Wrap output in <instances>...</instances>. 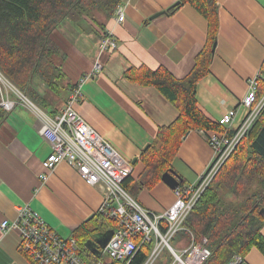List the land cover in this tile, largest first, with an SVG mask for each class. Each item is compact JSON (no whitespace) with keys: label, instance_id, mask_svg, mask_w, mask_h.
Returning a JSON list of instances; mask_svg holds the SVG:
<instances>
[{"label":"crops","instance_id":"crops-1","mask_svg":"<svg viewBox=\"0 0 264 264\" xmlns=\"http://www.w3.org/2000/svg\"><path fill=\"white\" fill-rule=\"evenodd\" d=\"M176 0H122L124 21L115 17L104 24L117 47L98 52L100 35L88 17L63 21L50 38L60 51L58 64L64 74L59 94L42 89L48 114H57L72 88L81 83V99L74 110L128 163L130 179L136 181L144 166L143 149L155 139L157 129L171 124L178 113L155 89L132 85L122 77L129 67L167 69L182 78L191 69L195 55L206 42L207 23L191 6L165 13ZM219 31L209 74L197 85L200 111L217 123L229 109H236L230 129L243 120L246 111L239 103L248 81L259 76L264 61V0H216ZM157 15V16H156ZM80 20L76 23V20ZM75 29V33H68ZM89 34L90 39L86 37ZM98 59L102 70L91 75ZM90 76V77H89ZM49 143L35 131V117L22 106L7 113L0 122V223L15 217V208L29 205L42 220L64 236L97 213L101 190L87 185L62 163L42 182L41 163L50 154ZM213 150L204 131L189 132L172 161V170L184 185L195 184L212 163ZM132 163V161H134ZM147 210L160 213L175 201L173 191L162 182L135 194ZM264 237V225L261 229ZM17 230H0V264H28L19 249ZM177 247L182 243L177 241ZM242 264H264L255 248Z\"/></svg>","mask_w":264,"mask_h":264},{"label":"trees","instance_id":"trees-1","mask_svg":"<svg viewBox=\"0 0 264 264\" xmlns=\"http://www.w3.org/2000/svg\"><path fill=\"white\" fill-rule=\"evenodd\" d=\"M121 1L0 0V72L29 100L46 111L48 103L38 85L59 94L64 89L65 80L57 62L60 51L51 40V34L71 16L72 11H78V16L88 17L94 23L97 35L102 36L104 24L101 21L111 19ZM183 5L191 6L207 23L206 42L195 55L189 72L176 78L163 67L150 70L140 66L129 67L122 75L132 85L155 89L178 113L171 124L157 129L155 139L140 155L144 170L138 179L134 181L129 177L123 183L124 190L134 199L141 189H151L160 183L166 172L178 178L179 186L184 185L172 170V161L189 132L224 133L229 138L234 135L233 130L210 121L200 111L196 100L197 85L209 74L219 31L216 0H176L165 13L173 14ZM263 99L264 61L259 70L256 104ZM6 115L7 112L0 108V122ZM263 225L264 104L251 129L219 167L183 226L190 230L196 243H203L206 239L210 251L206 264H227L233 256H245L253 248L264 256ZM115 228V220L95 213L74 229L70 237L75 241L79 255L89 261L100 257V248L94 244L96 240L112 233ZM183 233L173 238L171 247L177 248V241L183 246L190 242V235ZM136 241L139 243V239ZM151 251V243L142 244L132 253L127 264H144ZM22 255L28 264H35ZM171 260V254L164 249L153 264H170ZM110 264L124 263L113 261Z\"/></svg>","mask_w":264,"mask_h":264},{"label":"built area","instance_id":"built-area-1","mask_svg":"<svg viewBox=\"0 0 264 264\" xmlns=\"http://www.w3.org/2000/svg\"><path fill=\"white\" fill-rule=\"evenodd\" d=\"M118 24L124 21V6L118 5L114 13ZM117 47L111 34L104 32L100 38L98 52L113 51ZM91 75L102 70L98 59L93 64ZM90 77V76H89ZM256 76L248 81V89L239 106L246 113L242 122L233 129L229 138L224 133L208 132L206 140L213 150V160L195 184L179 186L173 190L174 203L160 213L144 209L123 188L130 177L131 164L125 161L73 108L81 99L77 83L70 91L65 106L55 115H49L28 99L0 72V108L9 113L22 106L35 117V131L46 140L51 152L41 163L45 182L56 167L65 163L73 168L89 186L101 190V203L97 213L117 223L99 258L85 261L70 236H64L50 228L29 205L15 208L13 220H3L0 230L4 233L17 230L20 235V252L35 264H127L132 253L144 243L152 244V251L144 264H153L163 249L170 252V264H206L210 251L206 244L196 243L194 236L183 226L194 205L210 184L213 176L229 157L238 141L246 135L263 107L264 99L256 104L258 87ZM236 109L224 112L217 124L230 130ZM232 130V129H231ZM180 232L190 235V242L173 248L170 242ZM139 239V243L136 241ZM166 247V248H164ZM244 256L235 255L227 264H242Z\"/></svg>","mask_w":264,"mask_h":264},{"label":"water","instance_id":"water-1","mask_svg":"<svg viewBox=\"0 0 264 264\" xmlns=\"http://www.w3.org/2000/svg\"><path fill=\"white\" fill-rule=\"evenodd\" d=\"M157 16V15H156ZM148 148V146H146L143 151H146V149ZM134 161H132V163H134ZM161 182L166 185V187H168L170 190H175L176 188L179 187V180L178 178H176L175 176H173L172 174L166 172L161 176ZM261 214L263 213V211L260 212ZM93 215H91L87 220H90L92 218ZM112 233L110 234H104L102 235L101 239L96 240V242L94 243L96 247L100 248V255H101V249H103L106 244L108 243L109 239L111 238Z\"/></svg>","mask_w":264,"mask_h":264},{"label":"rangeland","instance_id":"rangeland-1","mask_svg":"<svg viewBox=\"0 0 264 264\" xmlns=\"http://www.w3.org/2000/svg\"><path fill=\"white\" fill-rule=\"evenodd\" d=\"M77 12H78V11H72V12L70 13V15H71L70 17H71L72 19H73V18H78V13H77ZM93 14H94V13H93ZM79 21H80V20L77 19L75 22H76V23H79ZM58 27H59V26H58ZM58 29H59V28H58ZM70 32H72V34H74L76 31H75V29H72V30L68 29V33H70ZM88 36H89V34L86 35V37H88ZM88 39H90V36L88 37ZM59 58H61V57H59ZM40 85H41V84L38 85V88L40 87ZM41 87H44V86L41 85ZM44 112H45V111H44ZM203 242L206 244V243H207L206 239H204ZM164 248H166V247H164ZM163 250H164V249H163ZM167 251H168V250H167ZM168 252H169V251H168ZM169 253H170V252H169Z\"/></svg>","mask_w":264,"mask_h":264},{"label":"bare ground","instance_id":"bare-ground-1","mask_svg":"<svg viewBox=\"0 0 264 264\" xmlns=\"http://www.w3.org/2000/svg\"><path fill=\"white\" fill-rule=\"evenodd\" d=\"M183 225H184V223H183ZM182 233V232H181ZM183 234H185V235H189V234H186L185 232L183 233ZM188 238V237H187ZM190 238H188V240H189ZM190 241V240H189ZM187 244H189V243H186V245ZM183 246V245H182Z\"/></svg>","mask_w":264,"mask_h":264}]
</instances>
